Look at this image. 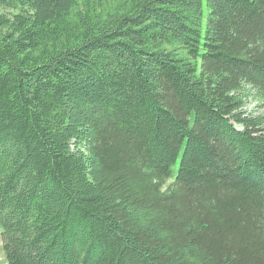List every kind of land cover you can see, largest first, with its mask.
<instances>
[{
    "label": "trees",
    "instance_id": "obj_1",
    "mask_svg": "<svg viewBox=\"0 0 264 264\" xmlns=\"http://www.w3.org/2000/svg\"><path fill=\"white\" fill-rule=\"evenodd\" d=\"M0 233L7 264H264V0H0Z\"/></svg>",
    "mask_w": 264,
    "mask_h": 264
},
{
    "label": "rangeland",
    "instance_id": "obj_2",
    "mask_svg": "<svg viewBox=\"0 0 264 264\" xmlns=\"http://www.w3.org/2000/svg\"><path fill=\"white\" fill-rule=\"evenodd\" d=\"M205 13L207 15V12H205ZM247 109H248V113L254 112V111L258 112L257 108H255L254 105H250L249 107H247ZM0 264H7L6 260H5L4 251H3V243H2L1 233H0Z\"/></svg>",
    "mask_w": 264,
    "mask_h": 264
}]
</instances>
